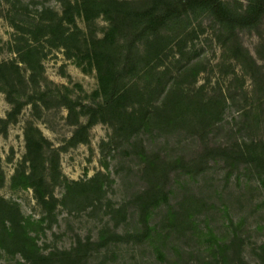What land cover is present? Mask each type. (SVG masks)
I'll use <instances>...</instances> for the list:
<instances>
[{
	"label": "rangeland",
	"instance_id": "374dc122",
	"mask_svg": "<svg viewBox=\"0 0 264 264\" xmlns=\"http://www.w3.org/2000/svg\"><path fill=\"white\" fill-rule=\"evenodd\" d=\"M63 1L66 0H0V60L18 63L27 81L26 88L19 87L15 93L24 106L16 120L8 125L6 134L0 135V167L4 174L0 195L16 204L23 216L35 220L44 218L36 238L45 253L67 249L80 238L98 239L102 230L107 233L138 230L135 207L129 205L125 215L110 210L130 202L144 185L141 166L131 154L133 150L109 143L111 128L98 122L90 128L88 143L60 151V167L68 180L86 181L98 171L107 173L109 178L101 206L73 211L59 204L54 213L47 215L37 204L31 188L11 187L12 176L26 153L27 120L56 148L66 146L73 131L66 119V108L57 106V101L52 99L44 104L39 99L40 92L55 96L67 94L75 101L88 102L98 88L96 70L84 57L85 51L76 48L79 43H69L77 45L66 48L58 39L37 33L42 17L47 20L54 16L53 11L62 13ZM44 8L48 10L43 12ZM75 23L88 37L101 36L109 25L103 15L87 22L83 15L76 14ZM65 24L71 31L75 28L74 24ZM212 25L206 15L195 20L175 47L181 55L173 57L170 53L164 58V64L173 66L175 82L185 89L203 87L205 96L219 91L236 93L235 100L227 102L225 119L213 134L218 141L264 139V107L258 106V98L264 92L232 57L224 35ZM239 39L257 63L264 66V26L259 31H240ZM142 48L146 51L145 45ZM27 49L31 52L26 53ZM22 56L34 68L35 82L30 81L33 73ZM177 60L181 71L177 70ZM33 101L45 107L38 111L32 106ZM245 106V110L256 112L257 118L240 117L238 110ZM11 109L7 91L1 89L0 119L6 118ZM232 117H237L235 122ZM80 120L86 121V116H80ZM170 132L154 130L143 133L141 138L148 148L161 150L165 155H190L199 146L196 136L188 130L175 128ZM102 141L105 143L101 144ZM169 187L167 204L152 214L151 238L142 243H112L94 251L87 264H223L218 248L223 242L231 243L232 250H227L230 264H262L264 184L244 165L232 168L222 159L211 161L204 171L195 175H172ZM64 191L63 184L55 186V197L60 200ZM18 260H21L19 256L5 253L0 257L2 264H17Z\"/></svg>",
	"mask_w": 264,
	"mask_h": 264
},
{
	"label": "trees",
	"instance_id": "16d2710c",
	"mask_svg": "<svg viewBox=\"0 0 264 264\" xmlns=\"http://www.w3.org/2000/svg\"><path fill=\"white\" fill-rule=\"evenodd\" d=\"M53 13L52 18H41L37 33L58 39L66 48L79 43L76 48L85 51L84 57L96 70L98 88L88 102L75 101L67 94L55 96L40 92L39 99L44 104L52 99L57 101V106L66 108V119L73 131L67 145L56 148L31 120H27L24 130L26 153L12 176L11 187L31 188L37 204L47 215L54 213L59 204L73 211L101 206L109 178L107 173L98 171L86 181L68 180L60 167V151L88 143L90 128L101 122L112 130L109 143L117 148L130 147L131 154L135 155L132 157L141 166L144 185L130 202L110 210L125 215L128 206L132 205L138 214L139 228L125 233L102 230L98 239L80 238L67 249L45 253L36 238L44 218L35 220L23 216L16 204L0 195V257L3 253L19 256L21 260L17 264H87L94 251L112 243L145 242L153 235L151 217L154 210L168 202L172 175H195L204 171L211 161L222 159L232 168L244 165L264 184V139L238 138L230 143L220 142L213 135L225 119L227 102L235 100L236 93L219 91L205 96L203 87L185 89L175 82L173 66L164 64V58L170 53L173 57L181 55L180 49L175 50V47L193 22L206 15L219 34L224 35L232 57L264 92V66L257 63L239 39L240 31L263 28L264 0H66L62 2V13ZM76 14L83 15L87 22L103 15L109 25L101 36L88 37L76 25ZM65 23L74 24L75 28L71 31ZM73 42L77 44H69ZM30 52L31 49L26 50V53ZM22 61L29 64L28 58L22 56ZM177 62V70L181 71L179 60ZM29 66L33 73L30 81L35 82L34 68ZM26 86L19 64L0 60V90L7 91L8 101L12 104L7 117L0 119V135L6 134L8 125L16 120L23 108L24 102L19 101L15 93L19 87ZM32 106L40 111L44 105L33 101ZM246 106L238 110L241 112L238 115L257 118L252 109L245 110ZM258 106L264 107V95L258 98ZM80 116H86V121H81ZM236 119L232 117V121ZM175 128H183L196 136L199 146L190 155H165L161 150L148 148L141 138L146 132L155 130L167 134ZM3 182L0 167V186ZM59 184L65 187L60 200L54 194V188ZM260 247L264 264V244ZM218 248L223 264H230L227 250H232L231 243L223 242Z\"/></svg>",
	"mask_w": 264,
	"mask_h": 264
}]
</instances>
